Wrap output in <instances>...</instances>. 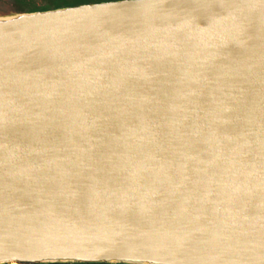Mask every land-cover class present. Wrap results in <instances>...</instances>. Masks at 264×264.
Here are the masks:
<instances>
[{
	"label": "water",
	"instance_id": "95a60500",
	"mask_svg": "<svg viewBox=\"0 0 264 264\" xmlns=\"http://www.w3.org/2000/svg\"><path fill=\"white\" fill-rule=\"evenodd\" d=\"M264 264V0L0 15V264Z\"/></svg>",
	"mask_w": 264,
	"mask_h": 264
},
{
	"label": "rangeland",
	"instance_id": "374dc122",
	"mask_svg": "<svg viewBox=\"0 0 264 264\" xmlns=\"http://www.w3.org/2000/svg\"><path fill=\"white\" fill-rule=\"evenodd\" d=\"M50 0H0V15H8L18 12H27L30 11L29 8L34 6H42ZM68 2L67 4L81 3H90L91 1L96 2L95 0H64ZM90 1V2H87ZM64 3L63 0L60 1ZM63 6V5H58ZM43 9V8H42Z\"/></svg>",
	"mask_w": 264,
	"mask_h": 264
},
{
	"label": "flooded vegetation",
	"instance_id": "af4514ba",
	"mask_svg": "<svg viewBox=\"0 0 264 264\" xmlns=\"http://www.w3.org/2000/svg\"><path fill=\"white\" fill-rule=\"evenodd\" d=\"M60 1H62V0H50L49 2H46L42 6H34L32 8H29V10L30 11H34V10H39V9H42V8H53V7L58 6V5H63V6L74 5V4H67L68 2H66L64 0H63L64 3H61Z\"/></svg>",
	"mask_w": 264,
	"mask_h": 264
},
{
	"label": "trees",
	"instance_id": "16d2710c",
	"mask_svg": "<svg viewBox=\"0 0 264 264\" xmlns=\"http://www.w3.org/2000/svg\"><path fill=\"white\" fill-rule=\"evenodd\" d=\"M95 1H102V0H95ZM89 2V1H88ZM91 2H94V1H91ZM80 2L78 3H75V4H79ZM53 264H62V263H53ZM91 264H98V263H91Z\"/></svg>",
	"mask_w": 264,
	"mask_h": 264
}]
</instances>
